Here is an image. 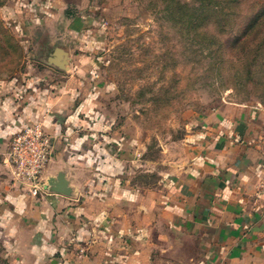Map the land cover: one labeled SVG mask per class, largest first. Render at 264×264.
<instances>
[{"label": "crops", "instance_id": "0c3cea01", "mask_svg": "<svg viewBox=\"0 0 264 264\" xmlns=\"http://www.w3.org/2000/svg\"><path fill=\"white\" fill-rule=\"evenodd\" d=\"M13 3L9 25L29 62L0 86V247L8 263L264 264V108L226 102L194 116L168 171L152 184L136 181L138 142L99 57L85 49L98 47L87 32L101 6ZM58 48L70 56L65 72L45 63ZM34 124L55 147L39 184L19 180L8 163L13 138ZM62 171L74 197L43 188Z\"/></svg>", "mask_w": 264, "mask_h": 264}, {"label": "rangeland", "instance_id": "374dc122", "mask_svg": "<svg viewBox=\"0 0 264 264\" xmlns=\"http://www.w3.org/2000/svg\"><path fill=\"white\" fill-rule=\"evenodd\" d=\"M13 1L0 0V86L29 62L9 25ZM92 1L101 7L87 33L98 47L90 39L85 49L138 142L136 181L168 171L194 116L226 102L264 108V0ZM0 264H9L1 247Z\"/></svg>", "mask_w": 264, "mask_h": 264}, {"label": "built area", "instance_id": "2783aa9c", "mask_svg": "<svg viewBox=\"0 0 264 264\" xmlns=\"http://www.w3.org/2000/svg\"><path fill=\"white\" fill-rule=\"evenodd\" d=\"M54 150L53 137L45 132L42 124H34L13 138L8 163L19 180L39 184Z\"/></svg>", "mask_w": 264, "mask_h": 264}, {"label": "water", "instance_id": "95a60500", "mask_svg": "<svg viewBox=\"0 0 264 264\" xmlns=\"http://www.w3.org/2000/svg\"><path fill=\"white\" fill-rule=\"evenodd\" d=\"M56 53L57 54H55L53 58H50L49 61H45V63L65 72L70 61L69 53L62 48L56 49ZM43 188L48 193L60 194L68 197H74L76 194V189L71 185L64 171L60 172L55 177H50Z\"/></svg>", "mask_w": 264, "mask_h": 264}, {"label": "trees", "instance_id": "16d2710c", "mask_svg": "<svg viewBox=\"0 0 264 264\" xmlns=\"http://www.w3.org/2000/svg\"><path fill=\"white\" fill-rule=\"evenodd\" d=\"M204 0H195V2H201V7L203 6V7H205V6H209L210 5V3H207V1H205V2H203ZM213 2H214V0H213ZM213 6V5H212ZM213 7H215V6H213ZM199 8V7H198ZM199 9H201V8H199Z\"/></svg>", "mask_w": 264, "mask_h": 264}]
</instances>
